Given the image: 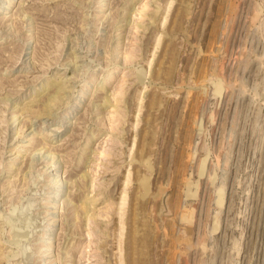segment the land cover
I'll use <instances>...</instances> for the list:
<instances>
[{
  "label": "rangeland",
  "instance_id": "374dc122",
  "mask_svg": "<svg viewBox=\"0 0 264 264\" xmlns=\"http://www.w3.org/2000/svg\"><path fill=\"white\" fill-rule=\"evenodd\" d=\"M0 264H264V0H0Z\"/></svg>",
  "mask_w": 264,
  "mask_h": 264
},
{
  "label": "bare ground",
  "instance_id": "6f19581e",
  "mask_svg": "<svg viewBox=\"0 0 264 264\" xmlns=\"http://www.w3.org/2000/svg\"><path fill=\"white\" fill-rule=\"evenodd\" d=\"M49 95H50V94H49ZM50 96H51V95H50ZM50 96H49V97H50ZM33 159H34V158H33ZM59 185H60V184H59ZM91 192H92V191H91ZM93 201H94V200H93ZM83 205H84V204H83ZM81 206H82V205H81ZM83 207H84V206H83ZM81 208H82V207H81ZM82 211H83V210H82ZM87 211H88V210H87ZM86 215H87V212H86ZM86 215H85V216H86ZM86 219H87V218H86Z\"/></svg>",
  "mask_w": 264,
  "mask_h": 264
}]
</instances>
